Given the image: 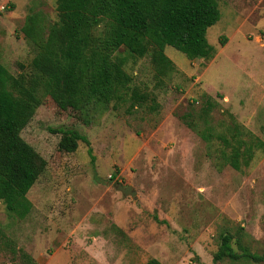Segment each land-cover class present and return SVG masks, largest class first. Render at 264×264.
<instances>
[{"label":"rangeland","instance_id":"obj_1","mask_svg":"<svg viewBox=\"0 0 264 264\" xmlns=\"http://www.w3.org/2000/svg\"><path fill=\"white\" fill-rule=\"evenodd\" d=\"M217 2L212 59L167 46L174 69L160 75L150 55L122 49L127 94L86 115L42 83L38 51L22 32L34 13L46 27L57 22L58 0H0V63L40 81L42 105L21 136L47 163L25 217L0 201V264H214L227 234L237 253L264 254V0ZM61 127L88 137L94 163L82 142L74 153L59 150L62 135L50 129ZM235 127L255 144L240 170L222 153L232 147L221 136L234 144Z\"/></svg>","mask_w":264,"mask_h":264},{"label":"trees","instance_id":"obj_2","mask_svg":"<svg viewBox=\"0 0 264 264\" xmlns=\"http://www.w3.org/2000/svg\"><path fill=\"white\" fill-rule=\"evenodd\" d=\"M57 13L58 21L48 27L34 13L22 32L38 51L33 69L45 79L42 83L51 85L55 98L64 106L86 115L107 111L127 94L131 77L124 70L127 58L122 49L140 58L150 55L158 73L164 75L174 69L165 54L167 46L189 60L213 58L215 51L207 32L221 19L217 0H58ZM226 40L223 38V46ZM32 82L15 77L0 63V201L10 214L21 218L31 209L27 195L47 165L21 136L42 105L40 81ZM234 129V144L221 136L232 147L231 153H222L240 170V158L251 157L255 144L254 138H238L239 129ZM50 131L62 135L60 151L74 153L82 142L95 162L86 135L64 127ZM232 240L230 234L223 236L214 264L225 259L264 262V254L248 249L237 253ZM147 264L162 263L152 259Z\"/></svg>","mask_w":264,"mask_h":264},{"label":"water","instance_id":"obj_3","mask_svg":"<svg viewBox=\"0 0 264 264\" xmlns=\"http://www.w3.org/2000/svg\"><path fill=\"white\" fill-rule=\"evenodd\" d=\"M117 190L120 191L124 196L134 197L137 195V191L132 186H124L122 184L117 185Z\"/></svg>","mask_w":264,"mask_h":264},{"label":"crops","instance_id":"obj_4","mask_svg":"<svg viewBox=\"0 0 264 264\" xmlns=\"http://www.w3.org/2000/svg\"><path fill=\"white\" fill-rule=\"evenodd\" d=\"M166 49V48H165Z\"/></svg>","mask_w":264,"mask_h":264}]
</instances>
